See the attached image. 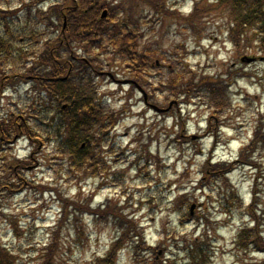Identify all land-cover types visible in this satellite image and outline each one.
Listing matches in <instances>:
<instances>
[{
  "label": "clouds",
  "instance_id": "clouds-1",
  "mask_svg": "<svg viewBox=\"0 0 264 264\" xmlns=\"http://www.w3.org/2000/svg\"><path fill=\"white\" fill-rule=\"evenodd\" d=\"M0 264H264V0H0Z\"/></svg>",
  "mask_w": 264,
  "mask_h": 264
},
{
  "label": "trees",
  "instance_id": "trees-1",
  "mask_svg": "<svg viewBox=\"0 0 264 264\" xmlns=\"http://www.w3.org/2000/svg\"><path fill=\"white\" fill-rule=\"evenodd\" d=\"M12 14V13H11ZM0 16H1V14H0Z\"/></svg>",
  "mask_w": 264,
  "mask_h": 264
},
{
  "label": "rangeland",
  "instance_id": "rangeland-1",
  "mask_svg": "<svg viewBox=\"0 0 264 264\" xmlns=\"http://www.w3.org/2000/svg\"><path fill=\"white\" fill-rule=\"evenodd\" d=\"M3 17V16H2Z\"/></svg>",
  "mask_w": 264,
  "mask_h": 264
}]
</instances>
